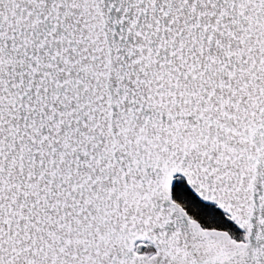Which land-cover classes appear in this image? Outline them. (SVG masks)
<instances>
[{
    "label": "snow or ice",
    "instance_id": "obj_1",
    "mask_svg": "<svg viewBox=\"0 0 264 264\" xmlns=\"http://www.w3.org/2000/svg\"><path fill=\"white\" fill-rule=\"evenodd\" d=\"M0 264H264V0H0Z\"/></svg>",
    "mask_w": 264,
    "mask_h": 264
}]
</instances>
